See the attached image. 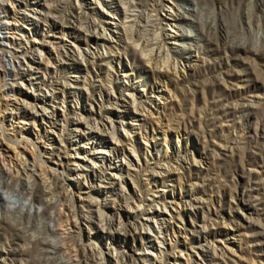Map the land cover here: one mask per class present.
Returning <instances> with one entry per match:
<instances>
[{
    "label": "rangeland",
    "instance_id": "rangeland-1",
    "mask_svg": "<svg viewBox=\"0 0 264 264\" xmlns=\"http://www.w3.org/2000/svg\"><path fill=\"white\" fill-rule=\"evenodd\" d=\"M60 1L17 0L10 5L0 0V58L7 71L15 69L18 56L14 40L26 42L46 59L59 60L48 72L42 64L41 69L20 71V78L8 74L1 79L0 92L9 108L17 106L29 117L11 119L12 112L3 107L0 141L4 151L19 146L37 168L57 170L55 180L61 187L46 207L0 188V205L12 210L23 205L33 214L40 210L45 218L56 217L66 207L76 211L78 225L50 237L58 247L55 258L64 262L69 248L77 246L79 264H143L145 249L159 244L145 232L129 231L142 223L141 216H135L136 205L155 199L159 210L181 204V234L166 247L170 252L187 250L189 261L185 256L183 264H264V0H196L197 13L189 0H164L161 17L170 13L179 18L169 26L161 24L173 54L170 61L180 67L178 75L154 72L134 44L125 45L124 32L118 34L108 24L125 20L129 25L123 4ZM10 18H22L29 26L12 34L6 26ZM92 21L107 29L112 40L99 52L94 48V55L81 57L86 43L76 37L92 44L99 37L86 29ZM170 35L173 38L165 37ZM36 58L27 55L30 63L39 61ZM50 81L57 89L54 94L39 89ZM156 90H163L162 96ZM130 96L143 112L125 104ZM44 104L54 114H47L49 121L56 125L29 119L36 111L24 105L38 109ZM77 123L109 130L87 133L85 127L86 137L80 140L81 134L72 131ZM111 123L116 137L124 135L122 129L129 132L125 145L114 143ZM37 134L60 143L63 156L77 148L90 163L92 149L105 152L117 144V151L96 162L93 174L86 171L85 177L72 181L77 175L74 167L66 160L54 164L48 143L37 140ZM93 137L99 140L97 147L86 144ZM117 164L124 172L112 180L110 168ZM33 185L38 191V181ZM98 210L127 228H99ZM45 232L44 223L32 228L0 219V264H47L34 247ZM148 255L152 264H173L170 258L154 260Z\"/></svg>",
    "mask_w": 264,
    "mask_h": 264
},
{
    "label": "bare ground",
    "instance_id": "bare-ground-1",
    "mask_svg": "<svg viewBox=\"0 0 264 264\" xmlns=\"http://www.w3.org/2000/svg\"><path fill=\"white\" fill-rule=\"evenodd\" d=\"M15 1L17 0H6V2L9 3L10 5L14 3ZM189 1L193 7L192 12L197 13L198 10H197L196 0H189ZM237 1L241 2L240 0H237ZM60 2L61 1L59 0V4ZM116 2L123 4L125 6L124 19H127L129 21V25H125L124 23L125 20L119 21V22H113V21L108 20L107 22L109 25H112L113 28L118 31L117 32L118 34L121 32H124V34L128 37V40L130 41V43L128 40H126L125 45L129 46L130 44L131 45L134 44L132 46H134L133 49L135 50V52L137 51L141 52V58L150 65L151 69L154 70V72L156 71V73L158 72V74L163 73L166 75H170L171 73L174 75H178V72L181 71L180 67L177 61L176 62L170 61V59H172L171 57L173 56V54L171 50L166 47V42L163 37V30L161 29L162 22L167 23L169 26L172 24L171 21L176 22L179 20L178 16L171 15L170 13H168L166 16L161 17L159 11L161 10L164 4V0H116ZM113 3H114V0H111L108 6L109 7L113 6L112 5ZM77 8L79 9V7ZM79 14H83L82 9H81V12H79ZM84 15L86 14L84 13ZM7 22H8V25H6L7 30L8 29L12 30V34L14 33L16 34L15 31L24 32L29 26L28 22L22 18H10L8 19ZM84 29L85 28H83V30ZM86 29L92 30L93 33L99 37H96L97 40L95 41L94 44L89 42L87 39H79V36L76 37V40L78 42L82 41L83 43H86V47H83V49H81V53H80L81 57L89 56V53L91 55H94L93 53L94 48L98 51L100 46L102 48L105 45H108L109 43H111L112 38L111 37L107 38L108 36L106 35L108 30L105 29L101 25L100 26L97 25L96 21H92L88 23V27ZM165 37L173 38V35L165 36ZM98 38L100 40H98ZM189 38L193 39L195 42L198 40V37H195L192 35ZM107 41L108 43H106ZM136 41L137 42L139 41V43L135 44ZM11 44L13 48L15 49V51L18 53V56L15 59V67H14L15 68L14 70L16 71L13 70L12 72H8L7 68H5V65L1 64L2 61L0 58V83L2 82L1 79L8 74L12 76L13 78L17 79V78H20V75H21L20 71L29 72L31 71V69L35 67H39V69H41L40 68L41 65L44 64L45 69L48 72L49 66L56 67L58 65L57 63H59V60L57 62L55 58H52V59L44 58L40 54L41 52H39L38 50L36 51L35 49L34 50L30 49L26 42H23V41L19 42L17 40H14ZM28 50H32L30 53L36 54L37 56L36 59L39 61L33 62L34 64L30 63L27 60V55L30 54ZM2 52H3V48L0 43V57L2 55ZM77 52H79V50H77ZM147 52L148 54H146ZM178 53L179 52H174V55ZM42 87L46 88L48 92L53 93V94L54 92H56L55 90H57L56 88H54V83L52 81H50L49 83L42 84L41 86H39V89H41ZM156 91H157V94H159V96H162L163 90H156ZM3 93L0 92V111L1 112H2V108L6 107L7 111L10 110L12 112V114L9 113L11 114V119H15L16 116L18 115L29 117V114L27 112H24L22 109L18 108L17 106L14 107L13 109L9 108L10 104L7 100L4 99L5 95ZM53 94H51L52 102L54 100ZM129 98H130V102L125 100V104L132 105L134 109H137L139 106L137 105L134 96H130ZM24 106L30 107V109H33L36 111V114L34 116L33 114H32V117L30 116L29 118L30 120H33V121L41 120L42 123L56 125L52 121H49V116L47 114L50 113L52 118H54V114L53 112H50L51 110H49V108H47L45 104L41 105L38 109H36V106H28V105H24ZM7 111H4V112L6 113ZM139 111L143 112L144 107L143 106L139 107ZM28 124L29 123L25 125H28ZM82 125L83 126H79V123L74 124V128L72 130L74 133L81 134V136H79L80 140H82L84 136L86 137L85 129H83L85 127L87 129V133L89 130H92V131L94 130V131H98L101 133H104L107 130H109L107 129V126H104V125H103L104 127L102 128L99 127L98 124L88 125L87 123H84ZM110 130H112L110 132V135H112L113 139L115 140L114 143L122 145L125 142L129 141V137H128L129 132L126 131L125 129H122L123 130L122 132H124V135L120 138L116 137V132H115L116 130H114L112 123H111ZM35 137L37 140L38 139L46 140L44 144L48 143L49 149L51 150L50 159L52 160V162H54V164H55V161L56 163L57 162L63 163L65 162L64 160H66L70 167H74V170L77 172V175L74 176V179L72 181H78L79 178L85 177L86 171H89V173L91 172L93 174L95 172L94 164L96 162H102V159L105 158V156L107 155L111 156V154L114 153V151L115 153L117 151V146H116L117 144L116 145L114 144L113 147H110L109 150L105 152L99 151L97 148H95L94 150L92 149L91 151L92 153H88L89 156L92 155V159L90 163L89 162L90 159L87 160L86 157H82L83 154L77 151V148L73 150V153H67L65 154V156H63L61 155L62 145H60V143L58 142L57 144L56 143L54 144L53 138L52 140L48 136L42 137L40 134L35 135ZM76 138H78V136H76ZM96 139L97 137H93L92 140L91 139L89 140L88 138L86 140L88 141V143L86 144L88 146L89 145L91 146V144L94 143L95 147H97V145H100V144L98 143L99 140L97 139L96 141ZM4 144L5 143H3V141H0V188L6 191L12 192V193L14 192L18 193L20 196L22 195V196L30 197L32 200L30 204L39 203L40 205H43L44 207L52 205L53 200L55 199V195L57 194L58 190L61 189V187L55 180V176H56L55 172L57 170L55 171V169L48 170V169L37 168L35 161H31L27 157V155L19 149V146L15 148H6V151H4L5 150L3 149ZM45 148H47V146H45ZM90 150H91V147H90ZM126 155L127 154L125 153V150L123 149V157ZM58 166L63 167L62 164ZM138 168L142 169V166L140 165V160H138ZM110 171H113V173L110 175L112 180L119 179V176H121V174L124 172L123 167L120 164L119 165L117 164L111 167ZM115 172H118V173H115ZM127 175H129V169L127 171ZM36 181H38V191H36V188L33 185V182H36ZM158 204L159 202L154 199V200H151L150 203H148V205L142 202L140 205H136L134 209L135 216L140 215L142 218V223L140 224V226L138 227L136 226L135 228L131 226L133 229L131 228L132 230L130 229L129 232L131 233V232L139 231L140 234H144L145 232V234L149 238H152L153 240L156 241V243L159 244L157 245L159 247L149 244L148 248L145 249L144 251L145 253H143L144 254L142 257L144 258L143 264H152L150 260L148 259V257H150V255L148 254H152V257L154 260H158L157 258H160L162 260L163 258H170L173 260V264H183V259L185 256H187L186 262H188L189 256L186 255L187 250L186 251L180 250L179 252H170L166 247L167 241H171V238L173 237L178 238V236H180L181 234V229L177 227V221H179L181 217V213L179 211V207L181 206V204L172 203L170 207L163 205L162 209L160 210H159V207H157ZM10 205H12V203ZM183 208L185 209V206H183ZM75 212L76 211H72L71 209L66 207V208L61 209L56 215V217L50 216V217L45 218L41 214L40 210H36L35 213L33 214L32 209L25 207L23 205H20L18 207L15 206L13 210L9 208L8 206L0 205V219H4L5 221L12 220L13 222L19 225L26 224V226H32V228H37V226L41 225L42 223L45 224L46 232L44 234L46 235V237L45 238L43 237L44 239H41V240L40 239L35 240L34 247L36 248L38 252V256H40L41 258H44L47 264H79L78 263L79 256L81 255L79 247L74 246L71 249L69 248V251L67 252L68 259L67 261L64 262L63 260H59L55 258L56 250L58 247L55 244V242L50 239V237L56 236V234L61 229H65L67 231L69 228L70 230H72L74 229V227L78 225V219H77V215ZM98 214H99V218H98L97 225L99 228H103L104 230H108L110 232H112L116 228H117L116 230L118 229L122 230V229L127 228V225L121 222L115 225L112 219H108V218H105V216H102V213L99 210H98ZM47 220L57 223L56 226L47 225L46 224ZM160 245H162V248L160 247Z\"/></svg>",
    "mask_w": 264,
    "mask_h": 264
}]
</instances>
